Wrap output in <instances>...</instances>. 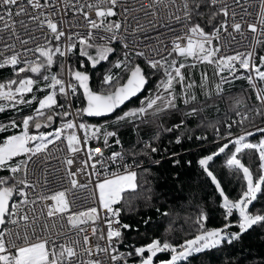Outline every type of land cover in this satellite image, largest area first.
<instances>
[{
	"label": "snow or ice",
	"instance_id": "obj_1",
	"mask_svg": "<svg viewBox=\"0 0 264 264\" xmlns=\"http://www.w3.org/2000/svg\"><path fill=\"white\" fill-rule=\"evenodd\" d=\"M201 66L213 72L197 81ZM6 69L0 113L18 118L0 122V264H192L264 234V0H0ZM185 144L204 153L221 226L195 197L181 216L157 189L155 156L181 167ZM142 207L167 220L159 236L124 222Z\"/></svg>",
	"mask_w": 264,
	"mask_h": 264
},
{
	"label": "trees",
	"instance_id": "obj_2",
	"mask_svg": "<svg viewBox=\"0 0 264 264\" xmlns=\"http://www.w3.org/2000/svg\"><path fill=\"white\" fill-rule=\"evenodd\" d=\"M99 71H103L104 68L101 67L98 69ZM204 70L209 73L211 76L213 69L211 67L197 68L193 70V76L198 81L200 79V71ZM185 74H188V70L185 69ZM11 76L9 70H0V82L6 80ZM93 78L95 80V74H93ZM152 87V84L149 85V88ZM246 81H237L234 90H239L241 88H247ZM148 93L145 92L144 95ZM254 99V97H253ZM139 104L138 99H133L131 104L128 107L136 106ZM220 112L217 113L215 107L210 108L206 115L209 119L215 120L218 116H222L225 111V105L220 103L219 105ZM31 112L30 108H24L23 113L28 114ZM10 118H18L17 113L13 111H7L5 113H0V122H6ZM92 122H95L93 120ZM153 133V129L145 128L141 135L145 140L149 138ZM4 134H0L2 136ZM121 139L124 143L125 147H130L135 143L136 137L132 134L130 130L121 132ZM163 145L168 144V139L165 138L163 140ZM93 146H98L93 143ZM186 148H189V152L182 157V166L173 168L171 160L167 158V156L161 153L155 156L156 159H160L161 164L156 167H153V171L158 175L157 180V189L165 191L170 197L171 201L178 205L175 209L180 212V215L183 216L185 214H195V205L191 204V198L195 197L196 203H205L208 206V211L210 213V218L208 220V227H218L221 226L223 220L219 215L218 210H215V206L211 204L212 199L214 198L215 189L214 186L211 185L210 180L206 179L201 170L196 165L197 158L204 154L198 151L195 147H191L188 144H185ZM207 147V146H206ZM118 150V149H116ZM171 150V149H170ZM174 150L180 151L178 146H174ZM223 156H221L215 165V171L220 179L224 180L225 176L221 175L222 171V163ZM186 160H192V166L189 167L186 164ZM223 172L226 173L227 170L223 169ZM179 173V180L173 179V174ZM182 186V188H181ZM226 190L228 191L231 197H236L239 193L240 184L237 182H233L231 184L225 185ZM162 205V210H166L172 208V204H163V202H159ZM151 216L152 220L149 222L147 226L144 225L143 221L148 219ZM124 222L130 223L133 225V228L139 227L140 232H147L149 237L159 236L163 231L167 220L162 218L159 214L156 213L155 207L151 209L141 208V211L138 215L125 216ZM179 225V222L177 226ZM187 229V225H185ZM190 231L194 232V229H190ZM232 231H238V229H232ZM129 237V241L132 240L133 237L137 235L135 231L127 233ZM174 235L182 240L184 237L181 233L177 232ZM161 259L166 258L164 255H161ZM211 258L212 264H260L261 260H264V234L261 233V230L254 229L250 230L247 234L242 237L240 242H237L235 245L231 247H225L222 253H211L204 254L198 258H195L192 261V264H208V260Z\"/></svg>",
	"mask_w": 264,
	"mask_h": 264
},
{
	"label": "built area",
	"instance_id": "obj_3",
	"mask_svg": "<svg viewBox=\"0 0 264 264\" xmlns=\"http://www.w3.org/2000/svg\"><path fill=\"white\" fill-rule=\"evenodd\" d=\"M93 147H96V146H93ZM187 161V160H186ZM187 164V163H186ZM80 165H79V162H77V164L74 166V168L75 167H79ZM74 170V169H73Z\"/></svg>",
	"mask_w": 264,
	"mask_h": 264
}]
</instances>
